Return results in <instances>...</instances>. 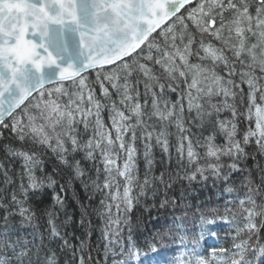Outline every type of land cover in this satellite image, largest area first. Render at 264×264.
Wrapping results in <instances>:
<instances>
[{
    "label": "snow or ice",
    "instance_id": "1",
    "mask_svg": "<svg viewBox=\"0 0 264 264\" xmlns=\"http://www.w3.org/2000/svg\"><path fill=\"white\" fill-rule=\"evenodd\" d=\"M172 127L183 168L176 178L221 180L230 198L211 216L200 212L196 231L175 217L142 247L130 214L159 185L171 187L152 174L150 149L154 141L170 159ZM0 128L21 145H0V173L12 185L0 188V264H57L52 245L71 247L53 211L45 210L48 236L37 232L34 197L55 181L26 143L55 153L77 177L85 169L76 155L92 162L112 264H264V167L255 184L242 166L249 145L264 155V0H0ZM53 201L63 207L59 194ZM167 241L178 247L162 261L157 245Z\"/></svg>",
    "mask_w": 264,
    "mask_h": 264
},
{
    "label": "trees",
    "instance_id": "2",
    "mask_svg": "<svg viewBox=\"0 0 264 264\" xmlns=\"http://www.w3.org/2000/svg\"><path fill=\"white\" fill-rule=\"evenodd\" d=\"M220 71V69H217ZM223 74V72H221ZM90 78H94V74ZM140 91L143 93V84L140 86ZM245 92L247 86L242 85ZM97 94L99 91L97 89ZM174 99V94L172 96ZM239 107V103H238ZM106 124L108 121L107 109L102 113ZM229 113H222V116H228ZM246 127V124H240L241 130ZM82 128V126H81ZM4 133V137L0 138V145L10 143L17 147H21L20 143L12 137L6 129L0 128ZM169 155L165 154L159 145L153 141V146L150 149V155L153 160L152 174L159 176L164 173L165 182H169L171 178V187L166 188L163 184L159 185V191L155 198L149 193L147 198L141 197L138 205L133 209L130 219V225L133 231V239H135L142 247L144 242L151 239L152 234L162 225H171L175 217H183L184 223L188 226L190 233L196 231L194 223L198 221L200 212L206 216L212 215V209L223 208L226 198H230L229 194L224 191L223 182L221 180L213 181L212 177L207 180L197 176L194 181L186 179H178L177 173L183 175V168L178 160L176 152V144L178 137L175 127L169 129ZM193 131H198L193 129ZM90 128L83 138L91 135ZM217 141L222 143L220 136ZM23 147L29 151H38L39 158L42 161L44 171L52 177L55 183L51 186H45L41 193L34 197L35 205L38 206L37 232L48 236L47 215L45 210L56 213V224L60 228L62 234L66 235L71 247L61 249L62 242L57 241L52 245L58 253L57 264H79L80 256L83 255L85 264H112V254L106 255L105 244L107 241L103 239L102 232L104 228L103 220L100 218L101 206L99 204L102 194L95 190L92 185V180L96 178V172L92 168V162L83 159V153L76 155V159L81 160V167L85 169L83 177H77L75 172L61 163L55 153L35 149L30 143H26ZM137 166L139 169L140 178L146 170L144 158V144L142 141H137ZM249 153V158L242 162V166L251 169V178L255 184L260 182L259 168L264 167V155H261L256 150L254 144L246 148ZM255 156V159H252ZM71 159V157H69ZM0 161L7 163L4 153L0 150ZM19 168V162L12 165L10 175L16 185L19 180L15 176L16 170ZM39 174V173H38ZM233 174V178H235ZM3 175L0 173V188H11L12 185H4ZM238 186V182H237ZM63 188V191H61ZM138 189H134L133 194L138 193ZM245 189L239 188V194L243 195ZM59 194L63 199V207L56 205L53 201V196ZM167 200L165 207L161 208L160 202ZM155 205V207H153ZM115 211V209H113ZM187 216H183L184 213ZM83 221V224H81ZM223 227V226H218ZM128 228H124L123 243H127ZM221 239L223 236L221 235ZM81 240H85L83 251H80ZM48 242L47 240L45 241ZM213 241L205 240L201 244V248L207 251V248ZM159 248L157 257L162 261H171L172 254L176 252L178 245L167 241L165 246L157 245ZM188 247L191 248V240L189 239ZM119 249L117 248L116 251ZM75 252V255L73 253ZM151 255V253H149ZM119 259V257H117Z\"/></svg>",
    "mask_w": 264,
    "mask_h": 264
}]
</instances>
